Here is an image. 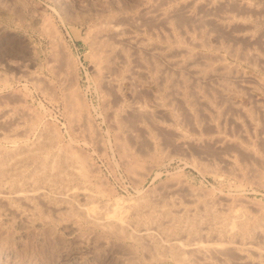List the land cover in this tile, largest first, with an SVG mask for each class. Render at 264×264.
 <instances>
[{"label": "bare ground", "instance_id": "6f19581e", "mask_svg": "<svg viewBox=\"0 0 264 264\" xmlns=\"http://www.w3.org/2000/svg\"><path fill=\"white\" fill-rule=\"evenodd\" d=\"M138 1L137 3L135 1L136 4H134V7L132 5L133 8H130L128 12L124 10L126 14L122 13L120 15L117 14V11L116 14L112 13L113 11H107L108 13L105 12V15L101 16L100 14L101 17L98 15L100 17L99 20L95 22L96 24L93 25L88 33L91 38L90 41L92 42L93 47L92 58L94 67L96 69L95 72H97V75H94L96 78L98 77L100 78V80L102 78L103 80H106L107 78L104 77H106L107 75L110 76L113 73V76L111 75L112 78L107 79L108 82L109 80H111V85L109 86H111L112 89L114 87L113 90H117L119 88L118 85L121 82H119V80L124 77H128L130 79V83L133 86L131 88L133 90L136 89L137 86H139L140 88L145 85L146 76L153 78V80L158 83V85H160V95L158 94L157 96L152 97L148 100L149 102L147 100L146 102H144L143 100H136L134 98L135 101L131 103L132 110L137 111L138 117L140 115V118H138L139 123H144L145 118L150 119V116L152 115L151 107L154 109L157 108L155 112H158V110L161 109L163 111H166L167 115L168 113H173L171 112V107H173L172 104H175L173 103L174 101L180 102L182 106H185L184 109H188L192 113L194 112L193 114H191L192 116H194V119L196 118V111L199 110V108L201 109V107H205L206 111L212 110L208 113V115L206 114L208 116V119H210L209 122L211 123L219 117L221 107H223L224 112V106L226 107L227 100L229 99L228 96L230 93H236L237 91H241L243 88L246 89L245 87L250 89L259 86H256L253 81L247 79L243 74L238 73L237 69H234L233 67H231V65L226 64L222 60L225 58H221L222 55L219 57V54H216L215 51L214 53H211L208 51L203 52L198 50L200 47L204 46H207L206 48H208L210 40L216 39L218 37L217 40L221 45L220 47H224L227 51L229 50L230 52L233 51V55L235 53L237 54L238 52L240 54V51L242 55H244L250 49L249 58L252 59V64L253 62L255 63L254 60L257 59V57H260L262 59L261 61H263L264 48L262 49V52L261 46L259 50L254 47L252 43H250L251 46L248 51L242 52V49L246 47L241 49L240 45L237 44L239 43L238 41H234V43L231 42V44L229 42L230 37L233 36L232 34L233 32H235L232 30H237L234 25L232 26L233 29H230L229 26L232 25L230 22H237L239 20L240 22H242L241 19L243 18V20H245V18L249 19V17H247L249 16V14L246 13L247 8L249 7H247L246 5L248 4L245 5L247 8L246 10H244L245 13L248 14L246 15L238 14L236 13V11L234 12L232 9H230V5H228L230 6V8L228 9V6L224 2L225 0L223 1V3H221L220 0L219 2L221 4H218L217 1V7H215L216 0ZM231 1H228L229 4H231ZM234 1L236 3V0H233V6L235 4ZM238 4H236L237 7ZM240 10L242 12L243 9ZM240 10L238 9L237 12L240 13ZM254 17L252 18L254 19ZM249 24L252 27L255 23ZM219 26L223 29L229 28V31L226 29L225 34H227L226 32H228L230 34V37H228V34L227 38H224L226 35H219V32L217 34H214ZM243 28L244 30H246L248 28V24L247 28ZM241 30L238 31L244 36L247 32L244 34L241 32ZM238 31H236V33ZM249 31L248 33H250ZM234 37L235 35L233 36V38ZM251 37L248 38L251 39ZM257 39H259V37ZM237 40H239V38ZM258 43L259 42H257V44ZM216 47L219 49V46L217 44L215 45V48ZM262 47H264V45ZM208 49L210 50V48ZM238 59H240L239 56ZM11 60L13 61V59ZM11 63L12 62H10V64ZM263 64L264 63H262V65ZM105 80L104 82H107ZM100 82L102 83V81ZM104 85L106 84L104 83ZM67 90L68 100L72 104V108H70L69 111L70 120H68L71 122L73 120L77 121L78 119H80V117L84 116V112H86V105H84V103L79 99L80 95L78 98V95L73 88H68ZM11 97H13V95ZM15 97H13V99H15ZM18 97L20 96H17V99H15L17 101L15 103L18 102ZM6 98L3 100L9 99ZM3 100L0 101V103H4ZM117 100L120 101L119 99ZM115 103L113 104V106L116 105ZM119 104L121 105V103ZM12 106L13 105H11V107ZM17 106L18 105H14L12 107L13 111L16 113V120L12 123H9L14 119L13 115V119L11 121L9 120V122L7 119H4L8 122V124H4L3 126L0 125L2 126L0 127L1 134L9 139L10 143L12 142V145L8 148L0 147V218L2 220L12 223L17 221L18 218L17 222L20 221L22 225L24 224L28 226H34L39 222L41 224V222L43 221L47 220L48 222L49 220H51L58 222L61 226L59 227L65 229L66 232H76V230L82 229L83 227L94 228L95 226H98L103 230L104 233L110 234L120 240L131 239L135 242L138 248H141L140 250H143L146 253L149 259L154 261H160L162 259L169 258L173 264H264V204L260 203L261 201L257 202L256 199L255 201H250L251 199L247 200L242 194L238 192L237 194L233 195L223 193L219 196L216 195L218 196L216 197L213 195V191H211V189L206 191L204 187L205 191L195 190L194 188L188 186V184L186 185L184 183V178L181 179L180 175V177L175 175L174 177L171 176L172 178L170 181L167 179V182L169 181V183H165L166 185L163 182L164 186L161 187L163 188L162 191L159 189L160 191L157 190V192H151L149 191L151 188L146 189L149 192H146V190H139L137 196H135L134 198L131 197L130 200L128 199V201L126 199L122 200L121 198L120 200L116 198L112 203H106V201L103 200L105 201V203L102 202L100 204V200L104 198L103 196L105 195V190L98 187V184L96 185L91 183V177L93 176L91 175L92 171L89 168L92 167H89V165L87 164L90 161L88 160L87 162V159L85 157L86 154L85 156H83V154L73 146V143L71 145L70 143H67V141H65L66 143H64L60 140V134L58 135V131L56 132V130L53 128L54 123L53 125L49 123L50 125H48L50 127L52 126V128H48L46 126L47 130L45 131L43 129V131L45 132H41L42 134L39 135V137H37V139L31 143H18V140L16 141V136H18V134H20L21 132L23 133L25 129H29L33 125L34 121L38 119H36L35 117L36 113L38 112L37 110H35V114L33 113L35 111H31L33 113L32 114L29 112L30 110L27 111V106L25 107L27 110L24 108L25 111L21 108L24 107L21 106V104L19 105L21 107L18 106L20 109H17ZM11 107L2 108H5L7 110L9 108L11 109ZM119 107L120 106H118V108ZM237 107L234 109H237ZM115 108H111L108 115H110L112 118H108L112 120V125L110 126H113L116 131V134L114 135L119 148L117 152H121L122 156L126 160V167L130 172L134 173L136 176L135 172H138L139 169L143 174L159 161V158L165 154V150H162V145H160V148L157 140L158 137H156V135L153 134L152 131H149L150 134L147 131V133L149 134V143L151 147L149 145L148 146L151 148V150H148L149 147L147 146V144V149L145 148L146 146L143 147L142 145L141 147H139L138 153L130 149L131 146L128 145L129 143L127 138L126 140L124 139L123 133H131V125L129 124L130 126H128V123H126L122 119L124 117L121 118V115L119 116V113L117 111L118 109ZM205 108H203V110ZM5 109H1L4 110L2 111V113L6 111ZM243 109L244 108H242V110ZM249 109L251 111L244 110L245 112L244 114H242L248 120L249 124H251L250 126L256 128V125H259L260 123H256L257 119L255 118V115L253 113L255 109ZM172 110H174V112L176 113L175 109ZM228 110L229 109H227V112ZM260 110L262 113L261 115L263 116V123L264 107ZM21 111H23V113H21ZM6 112L9 113V111ZM120 112V114H122V111ZM5 113L4 115L6 116L7 114ZM10 115L12 116V114ZM261 115H256V117ZM154 117H151V119ZM168 119L170 120L171 116ZM1 120L2 119H0V121ZM152 120L154 121L156 120V118ZM6 121H4L3 123H5ZM159 121L160 120H158V122ZM87 122L90 121L88 120ZM198 122L199 120L197 119L196 123ZM0 123L2 124V121ZM77 123L75 124L77 125ZM145 123L142 125L139 124V126H143L145 125ZM196 123L193 122V124ZM84 124L87 125L90 123H86L84 121ZM239 124L241 125L240 122ZM71 126L73 127L74 125L72 124ZM79 126L82 127L81 125ZM132 126L134 125L132 124ZM213 126L215 127V123L213 124ZM143 127L147 128V126ZM244 127L242 128L240 126V128L246 129L244 130V132L247 131L249 133L247 128ZM257 127L259 128V126ZM145 128H143V130H146ZM173 128L175 132L174 136L177 139L181 140H178L180 141L179 144L176 138V140L174 138L172 140H175L177 142V145H181L184 142L186 143V132L179 129L178 127H176V129L175 127ZM56 129L58 128L56 127ZM242 129H240L239 132H241ZM213 132H218V130L210 132L211 137L213 135ZM132 133H134V131ZM219 133L215 135L217 137L214 136V140L211 137H208L210 139V142L212 139L216 145L219 144L218 146H220L222 142L224 143V141H228L233 145V148L226 149L224 147L225 149H221L216 155L206 153V156H203L201 153L200 158H204L203 161L206 160V162L204 163L203 161H198L199 163L197 164L200 170L204 171V173L206 172L208 174L215 175V173L218 171V168L216 167V160L220 159L221 161L219 162H223L222 164H225V166L228 167L227 171H229L230 173L233 172L232 174H234L235 177L236 175H238L239 177H241V179L244 180V182L246 181L247 184H259L263 179L264 171L258 169L259 167L255 166L256 163H251V161L255 162L256 159H258L259 161H263L262 157L261 159L259 158V156H257L259 152L256 153V150L253 148L251 143H247L248 138L247 142H243L244 140L234 139V137H229V135L227 136L225 134L220 135ZM241 133L240 135L243 134ZM76 135L79 134L76 133ZM201 136L202 135H200V138H197L198 136L196 138L201 139ZM18 137L20 138V136ZM87 139L89 138L87 137ZM69 140L71 142V139ZM131 140L134 139H132L131 137ZM131 143L132 142H130V144ZM225 145L227 144L225 143ZM163 149L165 148L163 147ZM185 149L182 150L185 151ZM236 149H238V151L240 152L244 151L246 155L248 154L249 159H252L250 161L251 166L248 163L249 167H246L247 169H245V167H241L242 165L245 166V164L240 165L238 163L240 156L244 153L241 152L242 154H238L240 156L237 160L236 157L238 155L234 152ZM163 152L164 154H162ZM87 156H89V154ZM242 157L243 156H241V158ZM259 161L258 163H260ZM262 167L264 166L262 165ZM3 187L7 189H2ZM214 188H216V186H214ZM241 191H243V189ZM108 193L106 192L107 195ZM85 229L89 230L87 228ZM5 231H3V235H1L2 232H0V238L3 240H9V234H7ZM81 231L85 234H80ZM91 231L92 229L90 230V232ZM78 233L82 236H86L87 231L80 230V232ZM98 234L99 236L102 235L100 233ZM1 239L0 241L2 242L3 240ZM136 246L131 247H134L136 249ZM11 247L9 245L8 249ZM8 249H4L1 252L6 253L5 255L7 256V253L12 254L10 252L15 251H10ZM132 250H129L130 254L131 252H133ZM149 259L147 261H149ZM131 263L133 264V262Z\"/></svg>", "mask_w": 264, "mask_h": 264}, {"label": "rangeland", "instance_id": "374dc122", "mask_svg": "<svg viewBox=\"0 0 264 264\" xmlns=\"http://www.w3.org/2000/svg\"><path fill=\"white\" fill-rule=\"evenodd\" d=\"M135 1L137 3L138 0H0V88H1L0 101L5 99L6 97L9 98V99L6 98L7 100H3L4 103L1 102L2 105L0 103V117H2L0 118L2 119L1 120L2 124L0 123V125L3 126L4 124L5 125L8 124L9 120L11 121L13 119V115H14V119L9 123H12L16 120L15 119L16 113L13 111L12 107L14 105L19 106L20 104L21 106H24V107L19 106L22 109H24L27 106L26 108L28 110L25 108L27 111L30 110L29 112L32 113L33 111L37 110L39 114L38 112L36 113V111L33 112L34 114L36 113L35 117L36 119L37 118L38 119L34 121L33 125L30 127L31 129L30 128L25 129L23 133L21 132L20 134H18L20 138L16 136L17 137L16 141L18 140L17 141L18 143L33 142L34 140L37 139V137H39V135H41L43 132L47 130L46 126L48 128H52V126L50 127L49 125L50 124L53 125L54 123L53 128L56 130V132L58 131L57 132L58 135L60 134L59 136V138H61L60 140L64 143H66L65 141H67V143H70L71 145L73 143V146L77 148V150H79V152H81L83 156H85L86 154L85 157L87 159V162L88 160L91 162V163L90 162L87 163L89 167H92L89 168L92 171L91 175L94 177V178L91 177L92 178L91 183L96 185L98 184L97 185L98 187H100L101 189L103 188L105 190L104 191L105 195L103 196L104 198L100 200L101 201L100 204L102 202L105 203V201L106 203H112L113 201H115L116 198L120 200L122 198V200L126 199L128 201V199L130 200L131 197L134 198L135 196H137L139 190L145 191L146 189L151 188L149 190L151 192L153 191L157 192V190L162 191L163 188L161 187L164 186L165 183L166 184L169 183V181L172 178L171 176L174 177L175 175L176 176L180 175L181 179L184 178L186 180L185 181L183 179L186 185L188 184V186L198 191H205V190L207 191L211 189V191H213L214 196L216 195L219 196L220 194L223 193L233 195V194H237L238 192L242 194L244 198H246L247 200L251 199L250 201H255L256 199L257 202L261 201L260 203L264 204L263 203L264 176L259 184H255V183L247 184V182L246 181L244 182V180L241 179V177H239L238 175H236L235 177V175L232 174L233 172L230 173L229 171H227L228 167H226L225 164H222L223 162H219L221 161L219 158H218L219 160H216V167L218 168L217 169L218 171L215 173V175L208 174L206 172L204 173V171L200 170L197 164L199 163L198 162L199 160L203 161L204 159V158L202 159L200 158L201 153L203 156H206V153L216 155L218 154V151H220L221 149L233 148V145L230 144L228 141H224V143L222 142L220 146H218L219 144L216 145L214 143L213 140L215 137H217L215 135H217L219 132L220 135L223 134L227 136L229 135V137H234V139L244 140L243 142H247V138H248L247 143H251L253 148L256 150V153L259 152L257 156H259V158L262 157L264 161V152H263L264 122L262 123L263 116L261 115L262 113L260 110L261 108L264 107V64L262 65V63H264L263 62L264 60L261 61L262 59L260 57L259 58L257 57L258 60L257 59L254 60L256 64L254 62L252 64L251 62L252 59L249 58V53H250L249 48L251 46L250 43H252V45L259 50L261 46V51L264 48L262 47L264 45L263 44L264 0H242V4H241V0H236V3L234 1L235 4L234 3L233 4L235 6L236 4L239 3L238 7L237 5L235 7L232 5L233 0L232 1L216 0L215 7H217L220 2L223 3L224 1L227 6L228 5L231 6V8L230 6H228V9L230 8L234 12L236 11V13L238 14H246V13L249 14V16L247 17H249L250 20L248 18H245V20H243L244 19L243 18L241 19L242 22H240L239 19H238L239 21L237 22H230L232 24L231 26H229L230 29H233L232 27L233 25L237 29V30L235 29L232 30L235 31L232 34L233 36L235 35L234 38L233 36L230 37V34L228 32H226L227 34H225L227 28L223 29L222 27L219 26L216 29V32H214V34L215 33L217 34L219 32L218 33L219 35L221 34L222 36L226 35L224 38H227L229 34L228 37H230L229 39L230 44L231 42L234 43V41H238L239 43L237 44L240 45L241 49L246 47L242 49V52L248 51L249 49V51L245 53L246 55L244 54L245 56L242 55L241 51L240 54L238 52L237 54L235 53L234 55L236 56H234L233 51H232L233 53L230 52L229 50L227 51L223 46H222L223 48H221L220 47L221 45L217 40L218 37L216 39L210 40V44L208 45L209 46L208 48H210V50L206 48L207 46H204L205 48L200 47L198 49L203 52L208 51L211 53H214L215 51L216 54L217 53L219 54V57L222 55L221 58L223 57L225 58L222 60L226 64L231 65V67L237 69L238 73L243 74L247 79L253 81V83H255L256 86L258 85L259 86L250 89L245 87L246 89L243 88L241 91H237L236 93L235 92L230 93L231 95L229 94L228 96L229 99L227 100V104H226L227 108L224 106V112H223V107H221L219 114L220 118L218 117L216 119L218 121L215 120L211 122L213 124L215 123V127L213 126V124L209 122L210 119H208L207 116L208 113L212 110L206 111L205 107H201V109L199 108V110L196 109L197 111H196L195 119L196 120L198 119L200 122V123L199 122L196 123V120L193 118L194 116L191 115L194 112L192 113L188 109H184L185 106H182L181 103L178 101H174L173 103L175 104H172L173 107H171V112H173L175 115L173 113H168V115L171 114L169 115V117L166 111L160 109L162 112L160 110H158V112L157 111L155 112L157 108L154 109L151 107L152 115L153 114L154 115L153 116L151 115L150 119L147 118L149 120L145 118L146 123L147 121L148 123L146 124L144 120L145 125H143V126H147V128L149 129L141 126L144 123L142 124L139 123L138 118H140V115L138 117L137 111L132 110L131 103H133L135 99L136 100L140 99L146 102V100L148 101L152 97L157 96L161 92V90H159L160 85H158V83H156L153 80V78L146 76L145 85L140 88L139 86H137V88L133 90L131 88L133 86L130 83V79L128 77H124L122 79L120 78L121 80H119V82L121 81L120 82L121 84L119 83L118 85L119 90L118 89H117L118 91L113 90L114 87L112 89L111 86H109L111 85L110 84L111 80H109V82L107 80L109 78H112L113 73L111 74L112 76L107 75L108 77L107 76L104 77L107 78L106 80L105 79L104 80L107 81L109 84L107 82H104L103 78L100 80V78L97 77L98 80L102 81V83L98 81L97 78L95 77L97 75L96 74L97 72H95L96 69L94 67V62L92 58L93 47H92V42L90 41L91 38L88 33L89 30L93 27V25L96 24L95 22H97L102 15H105V12L108 13L109 11L111 12L113 11L112 13L115 14L117 12H118L117 14L120 15L122 13L126 14V12L130 10V8L134 7V4H136ZM228 1H231V4H229ZM242 5L243 6L246 5L247 7L248 6L249 7L248 8L246 6L243 7ZM238 9L239 10L243 9V10L242 12L240 10L239 13L237 12ZM244 10H246V13ZM247 11H249L250 13ZM252 17H254L255 20ZM251 18L254 20V22ZM247 22L252 24L255 23V24L251 27L250 24ZM247 24H248V28H247ZM241 27L242 28L246 27L247 29L244 30V28L242 29ZM227 30L229 31V28ZM238 30H241V32L244 34L247 32L245 34L246 36L245 35L243 36V34H241ZM247 30L248 31L250 30L249 31L250 33H248ZM236 31L238 32L236 33ZM260 33H262L263 36ZM247 36L248 37L252 36V37L251 39H249ZM258 37L259 39H257ZM238 38L239 40H237ZM257 42H259L258 43L259 45L257 44ZM216 44L219 46V49L217 47L215 48ZM213 47L215 50L213 49ZM238 56L240 59H238ZM248 58L250 59V61ZM11 59H13V61ZM10 62L12 63L10 64ZM260 65L263 67H261ZM104 83L107 86L104 85ZM68 88H73L76 94L78 95V98L80 95L79 99L84 103V105H86L85 106L86 112H84L85 113L84 116L80 117L82 123L80 119H78L77 121L73 120L72 122L69 121L70 120L69 111L70 108H72V104L71 102H69L67 97ZM12 95L13 97L16 96L15 99H17V96H20L18 97L20 99V101L18 99L19 103L18 102L15 103L17 100L13 99V97H11ZM117 99H119L120 101H118ZM5 102L7 103V105ZM114 103L117 105V107L116 105L113 106ZM119 103H121V105ZM11 105L13 106L11 107ZM18 106L17 109H20ZM118 106L120 107L118 108ZM230 106L231 107L234 106V107L231 108ZM2 107L5 108L11 107L12 110L10 108H9L10 110L9 109L6 110L5 108ZM236 107L237 109H234ZM111 108L118 109L117 111L119 113V116L121 115L120 116L121 118L124 117L122 119L126 123H128V126L131 125L130 126L131 133L128 132L123 133L124 139L126 140L127 138L129 143L128 145L131 146V148L129 147L130 149L138 153L139 152L138 149L142 145L143 147H145L147 144V146L149 145L151 147L149 143V134H150L149 131H152V133L155 134L156 137H158L157 140L159 146L162 145V150H165V154L164 152L162 153L164 155L161 154L162 157H160L159 161L156 164H154L152 167H150L148 171L145 172L146 174L145 173L142 174L141 170L138 169V172H135L136 173L135 176L134 173L130 172L127 169L126 160L122 156L121 152L119 153L117 152L119 148L116 143V139L114 135L116 134V131L113 126H110L112 125L111 123L112 120L109 118L112 117L108 115L110 113ZM203 108L205 109L203 110ZM242 108L244 109L242 110ZM249 108H251L252 110L255 109L253 113L255 115V118L257 119L256 123H260L259 125L258 124L256 125V128L250 126L251 124H249L248 120L243 115L245 112L244 110H250ZM1 109H5L6 111H9V113L12 114V116L6 111H5L6 113L5 112L2 113V111L4 110ZM172 109H175L176 113ZM227 109H229L228 112ZM120 111H122V114H120L121 113ZM4 113L7 115L5 116ZM21 113H23V111H21ZM256 115H261L262 117L261 116L256 117ZM85 116L90 122H87L88 120L85 118ZM170 116L174 122L176 121L175 123L171 119L170 120L168 119L170 118ZM151 117H154L152 119L156 118V120H154L155 122L151 119ZM4 119H7L8 122ZM236 119H240V120H236ZM83 120L86 123H90V124L87 125L84 124ZM158 120H160L161 122L160 121L158 122ZM205 120H207L208 122ZM4 121L6 122L3 123ZM192 121L195 122L197 125L193 124ZM237 121H239L241 125ZM75 123H77V125ZM72 124L77 128H75L74 126L72 127L71 126ZM132 124L134 126H132ZM139 124L141 125L139 126ZM79 125H81L83 128L80 127ZM240 126L242 128L245 126L244 128H247L249 133L247 131L244 132V130L246 129H242L240 128ZM257 126H259V128ZM56 127L58 129H56ZM173 127H175V129L176 127H178L179 129L186 132L187 138H185L186 143L184 142L185 143V144L183 143L184 145L183 144L177 145V142L178 144L180 142L178 140L181 139H177L174 136L175 132ZM143 128H145L146 130H143ZM43 129L45 131H43ZM240 129H242L241 132L243 131L242 132L243 134L239 132ZM215 130H218V132H213L212 133L213 135L211 137L210 132ZM133 131L134 133H132ZM147 131L149 134L147 133ZM78 132L80 133L82 132V133L80 134ZM76 133L79 135H76ZM127 133L131 135H128ZM240 133L244 137L240 135ZM199 134L202 135L201 139H197L200 138ZM85 135L89 139H87ZM132 135L133 136L136 135V136L133 137ZM131 137L134 140H131ZM136 137H138L139 139ZM208 137L209 138L211 137L213 140L211 139L210 142V139ZM5 138L6 137L0 132V147L8 148L12 145V142L10 143V140L7 138L5 140ZM173 138L174 139L176 138L177 142L175 141L176 139L172 140ZM69 139H71V142ZM191 139L194 143L191 141ZM130 142L132 143L130 144ZM225 143L227 145H225ZM132 146H134L135 148ZM147 146L145 147L146 149ZM150 147L148 148V150H151ZM163 147L165 149H163ZM182 149H185V151ZM236 150L234 152L237 155L242 153L245 154V156L244 154L241 155L243 156L242 158L240 155H238L236 157L237 160L239 156L241 160L248 158L247 160L246 159L242 160L244 162H242L240 158L238 160V163L240 165L245 164V166L242 165L241 167L243 168L245 167V169H247L246 167H249L250 161L252 159H249L248 154L246 155L244 151H241L242 152L241 153L240 151H238V149ZM88 154L89 156H87ZM256 161L255 162L251 161V163L252 164L256 163L255 166H258L259 167L258 169L264 171V167H262V165L264 166V164H262L264 162L262 160L259 161L258 159H256ZM258 161L261 164L258 163ZM203 162L205 163L206 160H204ZM139 177L141 180L139 179ZM167 179L169 180L168 182ZM214 186H216V188H214ZM2 189L6 190L7 188L3 187ZM242 189L243 191H241ZM147 191L148 190H146V192ZM106 192L107 193L109 192L108 195L106 194ZM17 221L9 223V221L6 222L5 220H2L0 218V232H2V234L1 233L0 234L3 235V231H5L7 228L5 232L9 234L10 237L9 240H3L0 238L1 240L6 242L5 243L3 241L2 242L0 241V247H2L0 248L1 249L0 264H25V263L33 264V262L34 264H132L131 262H133V264L136 263L171 264L172 263L169 258H165L160 261L151 260L147 257L146 253L143 250H140L141 248H138L135 242L132 241L131 239L120 240L110 234L104 233L103 230L98 226H95L94 228L83 227L82 229L76 230V232L69 231L70 232L69 233L68 231L66 232L65 229L60 228L61 227L60 224L56 221L49 220L47 222L46 220L41 222V224L39 222L37 223V225L35 224L34 226H30V225L28 226L24 224L23 226L20 221L19 222ZM85 228L89 230H86ZM90 228L92 229L91 232H90L91 230ZM97 229L99 232L97 231ZM80 230L87 231L88 236L87 234L86 236L80 235V234H85L84 232L82 233V231L79 234L78 232H80ZM96 232L102 235L99 236V234ZM10 233L12 234V237ZM7 245L8 246L10 245V247L11 246L12 247L8 249ZM131 246H136V249ZM4 249H8L10 251L15 250V251H11L10 253L12 254L7 253L6 256L5 255L6 253L1 252ZM130 249L131 250L133 249L132 250L133 252H131V254L129 252ZM140 253L142 254L143 258ZM148 259L149 261H147Z\"/></svg>", "mask_w": 264, "mask_h": 264}]
</instances>
